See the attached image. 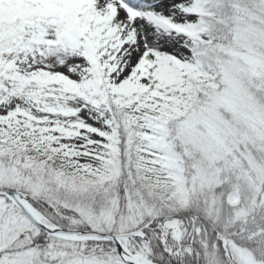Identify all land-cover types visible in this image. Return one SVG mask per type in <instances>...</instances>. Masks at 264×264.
Wrapping results in <instances>:
<instances>
[{
    "label": "snow or ice",
    "instance_id": "1",
    "mask_svg": "<svg viewBox=\"0 0 264 264\" xmlns=\"http://www.w3.org/2000/svg\"><path fill=\"white\" fill-rule=\"evenodd\" d=\"M0 264H264V0H0Z\"/></svg>",
    "mask_w": 264,
    "mask_h": 264
}]
</instances>
